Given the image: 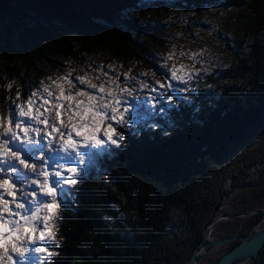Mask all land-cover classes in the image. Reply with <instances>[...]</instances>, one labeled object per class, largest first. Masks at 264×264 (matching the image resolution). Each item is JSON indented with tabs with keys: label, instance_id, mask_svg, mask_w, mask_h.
<instances>
[{
	"label": "trees",
	"instance_id": "1",
	"mask_svg": "<svg viewBox=\"0 0 264 264\" xmlns=\"http://www.w3.org/2000/svg\"><path fill=\"white\" fill-rule=\"evenodd\" d=\"M244 1L0 0L1 11L27 9L63 30L40 26L28 47H12L9 36L3 38L0 114L8 111L13 83L25 82L15 61L29 51L31 63L60 56L78 60L80 52L97 51L119 61L141 58L148 48L139 39L140 20L125 13L164 3L184 10L238 9ZM246 1L250 12L240 20L233 64L221 80L204 78L218 85V95L201 85L189 102L163 108L156 127L123 128L119 147L92 153L73 196L63 203L56 246L49 249L54 254L43 264H186L219 204L220 214L230 216L264 206V0ZM164 119L175 123L167 127ZM262 217L221 221L212 235H246ZM236 244L218 252L215 264ZM211 262L209 255L200 264ZM255 264H264V247Z\"/></svg>",
	"mask_w": 264,
	"mask_h": 264
},
{
	"label": "rangeland",
	"instance_id": "2",
	"mask_svg": "<svg viewBox=\"0 0 264 264\" xmlns=\"http://www.w3.org/2000/svg\"><path fill=\"white\" fill-rule=\"evenodd\" d=\"M249 3V1L245 0L238 9L219 5L205 6L198 10H184L174 3H164L156 7L146 6L143 12L131 10L125 13V15L137 16L140 20L142 34L139 39L145 40L148 48V54H145L144 57L141 58L119 61L112 58L104 51H97L95 53L80 52V58L78 60L71 58L65 59L60 56L49 57V59L46 60H36L33 58V62L31 63V60H28V57L31 55L29 51L27 52L28 57L23 58L30 64L23 63V58L15 61L20 70V75L23 76L25 82L18 83L19 80H17L13 83L15 92L13 99H15L17 93H19L20 99L16 100V103H21L27 99L32 92L42 91L43 85H52L53 80H57L58 77H67L72 80L73 84L76 86L75 88H69L64 81H61V83H64L66 94L68 91H71L73 95H75L77 89L95 91L89 89L86 84H80L77 77H85L98 85L103 82L106 87L112 86L107 83L109 80L118 78V82L122 87H128L134 90L133 96L125 97L123 105V107L129 109V112L126 113L128 125H126L125 128H132L135 130L134 128L143 125H157V119L163 108H171L180 100L189 102L190 97L196 94L201 85L209 88L207 94L213 96L218 95V85L214 84L211 79L205 80L204 78L219 77L218 79L221 80V77L226 75L227 70L230 69V66L233 64L231 62L239 51V41L242 39V24L240 20L250 12ZM243 7L247 9L246 12H242L241 9ZM40 26L44 29L42 31H63L60 27L52 24L50 21L44 20L27 9L20 11L13 7L12 12L9 10H0V42H3V38L7 35V37L9 36L12 47H16L19 42H21L20 44L25 43L27 47L29 45L32 46V34H35ZM64 31L66 34L68 33L66 30ZM151 36H153V38H151ZM38 42L40 46L43 45V42ZM0 46L5 47L4 45ZM76 46H78L77 43ZM3 49L8 51V48ZM181 51L186 53L184 57L179 56ZM169 52L176 53L175 62L177 65L194 64L195 68L199 70L198 73H193V79L189 81L187 85L171 79L170 71L166 65H171L173 61H166L164 59ZM20 53L23 52L20 51ZM30 58H32V56ZM203 69H207V71H203ZM133 77L135 78L134 80L131 79ZM156 80H160L161 83L165 85H173V87L162 88L160 84L156 83ZM141 81L147 82L150 88H141ZM23 89H25V92L22 91ZM52 90L54 92L56 91L54 85L52 86ZM23 94H25V97H22ZM40 102V99L37 98V103ZM64 107L67 108V102H65ZM74 107L75 104L73 103V108ZM63 119L67 120V117L64 116ZM164 123L165 126L168 127L175 122H170V119H164ZM39 127L43 128V125H39ZM116 127L118 130H121L119 126ZM73 137L74 139H79L75 137V134H73ZM36 140L40 142L41 147L47 145V140L43 139L42 136L36 137ZM10 146L15 150V145ZM115 146L116 145L110 143H105L103 146L97 148H81L79 156H82L83 160L81 161L79 157H76V159L67 161V163L76 167L80 176L84 168L90 164L88 156H91L92 153L99 156L105 153L109 148ZM52 147L58 148L59 145L54 144ZM48 151L49 149L45 147V152L47 153ZM61 155L65 154L61 153ZM72 155L76 156L75 153H72ZM35 157V161L30 159L29 162H38L42 158L41 153L35 152ZM60 162L64 163L66 161ZM49 171H52V169L49 168ZM28 175L31 176L32 174L29 173ZM0 176H2V174H0ZM77 177L78 176H75L73 178ZM15 182L17 186L20 187L21 182ZM34 187L35 186H33V188ZM28 190L31 191L33 189ZM36 190L39 193V190ZM64 191H74L73 186L65 185ZM17 195L19 196L20 193L18 192ZM62 196L63 195H59L58 198ZM6 198L11 199L10 197ZM39 199L45 200L50 198H46L42 194H39ZM29 207L31 206L29 205ZM13 209L15 210L14 205ZM215 215V219L219 217L218 213H215ZM252 216L253 215H250L249 217ZM16 218L17 217H13V219ZM247 218L230 220L229 222L235 223L236 221L245 220ZM262 218H264V213ZM220 222L221 221L216 222L210 233V237H212L213 240L216 239L212 234H214V229ZM38 226L41 229L43 227L42 224ZM39 243L40 242L36 245H28L27 247L30 251L26 255L31 254V249L40 247ZM233 243L238 244V242ZM228 244L212 250V252L207 255L212 256L211 264H215L217 253L223 250ZM224 254L225 253H223L222 256ZM12 255L14 260H19L14 253H12ZM0 264H9V262L5 259L4 261H0Z\"/></svg>",
	"mask_w": 264,
	"mask_h": 264
},
{
	"label": "snow or ice",
	"instance_id": "3",
	"mask_svg": "<svg viewBox=\"0 0 264 264\" xmlns=\"http://www.w3.org/2000/svg\"><path fill=\"white\" fill-rule=\"evenodd\" d=\"M185 55L183 51L179 53L181 57ZM175 58V52H169L164 58L173 61L166 65L171 79L187 85L193 79V73L199 70L194 64L177 65ZM77 80L95 91L77 89L75 95L71 91L66 94L61 81L66 82L69 88L76 86L67 77H58L52 85H43L42 91L32 92L21 103H16L20 99L19 93L15 99L9 98L7 113L0 114V261L6 259L9 264H23L30 251L27 246L38 242H45L47 247H35L31 251L54 254L49 249L56 246V221L63 203L58 197L71 195L64 191L65 185L75 186L80 182L73 178L79 176L77 168L67 161L76 157L82 161L83 157L79 156L81 148H97L105 143L119 147L124 140L123 128L128 125L126 113L129 109L123 105L125 97L133 96L134 90L122 87L118 78L107 82L111 87H106L103 82L98 85L85 77H77ZM156 83L162 88L173 87L160 80ZM7 87L11 89V83ZM140 87L150 88V85L141 81ZM37 98L40 103H37ZM65 102L67 108L64 107ZM64 116L67 120L63 119ZM73 134L79 139H74ZM41 136L47 140V153L36 140ZM54 144L59 147L53 148ZM10 145H15V150ZM35 152L41 153L42 158L38 162H29L30 159L35 161ZM15 181L21 182L20 187ZM39 194L50 199L40 200ZM39 224L43 225L42 229ZM12 253L19 260H14Z\"/></svg>",
	"mask_w": 264,
	"mask_h": 264
},
{
	"label": "water",
	"instance_id": "4",
	"mask_svg": "<svg viewBox=\"0 0 264 264\" xmlns=\"http://www.w3.org/2000/svg\"><path fill=\"white\" fill-rule=\"evenodd\" d=\"M219 214L218 218H212L211 221L203 229V239L194 248L193 254L186 264H199L205 257L212 252L228 243L238 242L231 250L227 251L219 260L218 264H255L262 248L264 247V229H259L258 226L262 219L250 230L246 235H236L221 240H213L210 237L213 226L216 222L222 220H238L247 218L250 215L264 213V207L255 209L252 212L245 213L239 216H230L220 214V204L215 210Z\"/></svg>",
	"mask_w": 264,
	"mask_h": 264
},
{
	"label": "bare ground",
	"instance_id": "5",
	"mask_svg": "<svg viewBox=\"0 0 264 264\" xmlns=\"http://www.w3.org/2000/svg\"><path fill=\"white\" fill-rule=\"evenodd\" d=\"M263 219H264V218H263ZM263 219H262V220H263ZM258 228H259V229H264V220L261 221V223L259 224Z\"/></svg>",
	"mask_w": 264,
	"mask_h": 264
}]
</instances>
